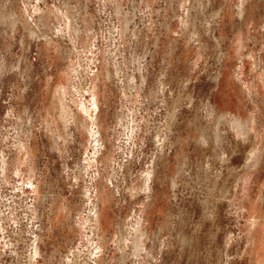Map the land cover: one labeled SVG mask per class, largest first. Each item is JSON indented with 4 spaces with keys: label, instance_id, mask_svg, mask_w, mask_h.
I'll use <instances>...</instances> for the list:
<instances>
[{
    "label": "rangeland",
    "instance_id": "1",
    "mask_svg": "<svg viewBox=\"0 0 264 264\" xmlns=\"http://www.w3.org/2000/svg\"><path fill=\"white\" fill-rule=\"evenodd\" d=\"M0 264H264V0H0Z\"/></svg>",
    "mask_w": 264,
    "mask_h": 264
},
{
    "label": "bare ground",
    "instance_id": "2",
    "mask_svg": "<svg viewBox=\"0 0 264 264\" xmlns=\"http://www.w3.org/2000/svg\"><path fill=\"white\" fill-rule=\"evenodd\" d=\"M239 13H241V10L239 9ZM73 31V35L74 37L82 40L81 35L79 34V30L78 29H72ZM69 74H67L68 76ZM98 77V75H96V77L93 79V82L91 83V87H89V91L91 94V105L95 108H97L98 106V83L96 78ZM53 96H52V102H51V106L55 107L59 113H58V117L61 118V120L63 121V123H65V121H68L70 118L74 119L78 117V114L76 111H73L70 106H69V102L66 101V95L69 94V89L67 84H58L55 86V88L53 89ZM92 124L94 126H90L89 130L92 132H95L94 129L97 130V126L96 124H98V119L96 120V117L94 119H92ZM20 149L22 151L21 154H24L25 156H19L18 158L16 157L14 160V165L17 168H20V166L22 164H27V161L29 160V150L31 153V149L30 146H28V142L27 141H22L20 143ZM149 177V174L147 175V178ZM100 212L96 214V226L98 229H100L101 227V221H100ZM256 221V220H255ZM256 223V222H255ZM256 225V224H255ZM38 253V245L37 242L35 241L34 245H33V251H32V256H36Z\"/></svg>",
    "mask_w": 264,
    "mask_h": 264
}]
</instances>
